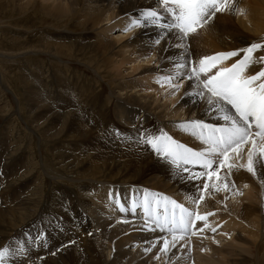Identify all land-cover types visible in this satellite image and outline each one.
<instances>
[{"label":"bare ground","instance_id":"6f19581e","mask_svg":"<svg viewBox=\"0 0 264 264\" xmlns=\"http://www.w3.org/2000/svg\"><path fill=\"white\" fill-rule=\"evenodd\" d=\"M52 1L51 4H44L42 7L44 14L54 20L61 19V22H70L68 19V21L62 20L75 17L82 26V32L79 37H72L70 31L65 29L63 38L70 40V46L66 43L69 47L64 44L54 45L53 49L49 50L45 47L44 52L49 53L55 60H59L60 57L79 58L82 50L78 48L81 47L87 51V64L96 68V65L91 64L95 60L99 61L102 67H107L108 70L104 75L107 74L112 82L109 80L111 83H107V93L104 87L96 86L94 90L88 88L86 100H80L66 93L57 95L56 101L60 102L56 104L58 110L52 112L55 113L53 117L51 111L54 108L50 106L52 103L49 98L55 101L54 95L49 94V97L44 95L43 100L37 90L33 93L34 121L37 124L43 119L38 111L44 103V109L42 108L44 137L47 136L49 144L58 147L73 146L71 152L75 150L79 152L72 153L70 156L74 158L75 167L85 165V168H92L93 165L98 171L104 167L109 168V172L106 171L107 174L99 175L100 173L93 170L89 174L88 170L86 175L77 178L81 182L89 181H87L89 194L81 195L78 191L76 193L65 184L64 189L70 191L67 194H71L70 196L75 194L74 197L68 199L70 196L64 195V199L50 202L51 209L48 210L51 212L64 211L62 212L64 219L59 220L62 227L67 228H63L64 233L61 236L58 228H54L55 233L58 234L56 238L49 236L50 231H47L48 237H52V240L62 242L60 253L57 252L59 248L52 251L51 256H48L49 260L60 262L66 260L69 264H264V189L256 179L243 170L234 173L232 178L236 184L234 189L227 193L212 191L211 195H206L201 205L195 208L188 203L187 197L200 195L198 187L202 186V181L180 179L166 160L157 156L149 145L140 142L142 135H159L163 131L177 142L198 151L202 148L200 141L179 130L175 125L196 119L217 123L213 116L206 114V105L194 103L191 97L185 96L186 91H192L189 87L192 81L182 79L179 90L174 89L177 93L174 95L176 98L170 99L171 109L168 108L169 94H164L161 100L162 98L165 100L160 102L158 97L162 92V90L159 92L161 88L153 89L154 87L148 84V81L158 79V73L159 77H163L173 72L174 59L183 53V49L176 47L179 41L174 35H169L156 45L154 41L159 29L151 25L137 27V30L132 32V37L119 46L115 44V41L106 39L107 37L97 38V27L105 20L103 17L107 18L106 14H111L107 20L112 17L134 19L141 10L153 7L156 0ZM30 4L29 0L25 2L24 0H0L1 9L11 8V6L23 9ZM237 7L244 10L243 15L218 13L210 27L201 29L198 36L192 37L187 56L189 61L205 54L239 49L250 45L253 41H264V0H237ZM111 27L113 26L107 28ZM83 39L89 43L85 42L87 43L85 44ZM131 55H136L139 66L144 62L145 66L142 69L137 66L134 71L132 70L135 74L131 72L132 74L125 76L122 73L124 71L114 73L113 66H117L118 62L134 61L130 58ZM256 55H264V52ZM232 62L227 63L230 65ZM261 67L264 65H255L251 69L252 74L259 71ZM95 68L93 71L96 79L93 77L91 80L96 84L100 83L104 75ZM109 69L113 71L112 74L108 73ZM59 82L58 80L57 84L60 85ZM63 156L65 157L63 159H66L67 152ZM241 162L246 163V156ZM195 170L200 169L196 167ZM59 180L61 178L53 180L51 185L60 186ZM93 181L99 184L104 183V185H95ZM68 182L74 183V180ZM124 186H127L125 192L128 195L131 196L135 192L132 200L133 198L142 199L143 192L147 190L168 196L201 214L215 213L208 217L211 228L217 225L219 227L222 223L220 228L231 229L232 232L229 235H233L231 238L233 243L239 246L233 243L222 244L224 240L219 242L216 232L206 228L203 232L198 231L189 239L190 241L188 238L180 241L177 247L165 256L159 252L160 245L151 248L152 242L162 234L158 231L146 230L144 218L139 216L140 212L143 213L140 208L136 209V214H133L131 210L122 212L119 207L118 210L115 208L117 204L110 197V194L114 197L111 189ZM124 197L126 199V196ZM227 199L232 201L227 203ZM70 202L75 205L72 206L73 211L77 213L79 210L86 222L78 221L75 215L73 218L69 217V208L67 207L68 210H66L65 204ZM123 204L127 209V202L124 201ZM47 213L50 215V212ZM1 216L0 211V219ZM197 223H199L198 228L204 226L202 221ZM47 226L49 227V223ZM149 248L151 251L146 252L145 249ZM10 256V259L14 261L17 259L14 251ZM10 262L11 260L9 264H13Z\"/></svg>","mask_w":264,"mask_h":264},{"label":"rangeland","instance_id":"374dc122","mask_svg":"<svg viewBox=\"0 0 264 264\" xmlns=\"http://www.w3.org/2000/svg\"><path fill=\"white\" fill-rule=\"evenodd\" d=\"M29 1L31 4L23 9L13 6L11 8H0V211L2 212L0 219V249L8 247L10 250L7 264H9L10 260V263L13 264H69L66 260H63V262L53 261L49 260L50 258L48 257L51 256L52 251L58 248L57 252L59 254L62 247L61 241L52 240V237L56 238L58 235L55 233L54 228H58L60 236L64 233L63 228H67L65 226L62 227L59 220L64 219V213L62 214L64 211L59 212L55 210V212H51L48 210L49 208L51 209L50 202L64 199V195H71L67 194L70 193L68 189H64L63 185L65 184L72 191H78L81 195L89 194V181L81 182L77 178L82 177L84 174L86 175L88 170L89 174L92 170L93 172L100 173L99 175L107 174L109 168L104 167L98 171V169H94L93 165V169L85 168V165L75 167L74 158L70 156L72 153L77 154L79 152L77 150L71 152L73 146L58 147L49 144L47 136L45 135L44 137V110H42V108L44 109V103H42V107L38 111L43 116V119L37 124L34 121L35 107L33 93L37 90L43 100L44 95H54L55 101L51 97L49 98L52 103L50 106L52 109L54 108L51 111L52 113L58 110L56 104L60 101H56L57 95L66 93L80 100H86L88 99L86 94L88 88L94 90L96 86L104 87L107 93V83H111L112 79L108 78L107 74L104 75L105 71L107 72L108 70L107 67H102L103 65L95 60L96 64L95 61L94 63L91 61V65H96V68L94 67L95 70H98L101 75L107 77L102 76L103 79L100 80V83L96 84L91 80L93 77V79H96L93 71L94 68L87 64V51L81 47H76L82 50L80 59L76 57H60L59 60H55L52 59L53 57L49 53L44 52L45 47L49 50L53 49L54 45L64 44L68 46L69 44L70 46V40L63 38V31L67 29L66 31H70L72 37H79V34L82 32V26L75 17L62 20H70V22H61V19L54 20L49 15L44 14L42 7H44V4H51L52 0ZM48 1L49 3H47ZM224 13L221 14L223 15ZM109 15L111 14L108 13L105 16L109 18ZM107 18L103 17L104 21L99 24V28L97 27L96 33H98V39H102L103 37L105 39L107 37L106 39L109 38L111 42L115 41V44L119 46L127 41L128 38L130 39L132 32L137 30V27H134L125 31L133 18L119 19L112 17L109 20ZM110 26L113 27L108 29L107 27ZM83 41L84 43H89L86 39H83ZM135 56H130L134 61L128 63H125V61L120 62L123 65L118 62L117 66L119 67L114 65V73L124 71L122 73L126 76L132 74L131 72L137 66L142 69L145 66V62L139 66V60ZM82 63L84 64L82 65ZM110 70L108 73L112 74L113 71ZM133 74L135 73L133 72ZM158 74L157 78H160ZM154 79L148 81L149 86H153V89L161 88L159 92L162 90V95H159V101L164 94H169L167 96V100L169 99L168 108L171 109L170 99L176 98L174 95L177 92H175L174 88H170L167 85L161 87L156 83L157 79ZM58 80L60 81V85L57 84ZM181 80L179 83H181ZM93 85L95 86L93 87ZM164 100L165 98H162L160 102ZM54 114L52 113V117ZM65 152H67L68 160L67 158L63 159L65 158L63 156ZM99 165L101 166V164ZM64 170H68L69 172L66 173ZM45 173L46 175H44ZM57 178H61L58 181L61 187L57 184L51 185L52 181ZM73 180L74 183L68 182ZM92 183L95 185L99 184L96 181ZM103 185L104 183L99 184V186ZM124 187H114L113 189L110 187V189L114 197L117 194H122V198L119 196V199L123 203L124 201L127 202L128 206L135 192L130 196L125 192L127 186ZM74 195L72 194L68 199H71ZM124 196H126V199H124ZM121 201L120 203L123 204ZM231 201L232 199L226 200L227 203ZM72 206L74 207L75 205H72L71 202L65 204L66 210L69 208V217L72 216L73 218L75 215L79 219L78 221L86 222L83 220L84 217L80 214L81 212L78 210L75 213ZM115 208L118 210V206H115ZM47 212H50V215ZM72 212L74 213L73 215ZM139 216L144 218L141 212ZM48 223L49 227L47 226ZM197 225L199 226V223ZM220 226L222 227V223L219 224V227L218 225L217 227L214 226L217 229L215 235L219 242H221L220 240H224L221 242L222 244L233 243L231 239L233 235H229L232 230L221 229ZM48 230L50 231L49 236L52 237H48ZM40 236L43 239H40ZM193 236L195 235L190 234L186 239L188 238L189 240ZM70 240L72 241V239ZM235 244V246H239L237 243ZM13 251L17 256L15 261L10 259V254Z\"/></svg>","mask_w":264,"mask_h":264},{"label":"snow or ice","instance_id":"6c2138e0","mask_svg":"<svg viewBox=\"0 0 264 264\" xmlns=\"http://www.w3.org/2000/svg\"><path fill=\"white\" fill-rule=\"evenodd\" d=\"M224 12L244 14V10L237 7V0H156L153 7L141 10L125 29L149 25L159 29L156 45L174 35L179 41L176 47L183 49V53L174 59L173 72L158 78L156 83L178 91L181 79L192 81L189 85L192 91H186L185 96L191 97L194 103L206 105V114L217 120L216 124L196 119L175 125L200 141L202 148L198 151L163 131L140 138L142 144L149 145L172 166L180 179L202 181V186L198 187L200 195L187 197L195 208L212 191L227 193L234 189L233 175L241 170L249 173L264 189V67L255 74L251 72L255 65H264V55H256L264 52V41L205 54L191 61L187 59L192 37L210 27L217 14ZM229 61L233 62L229 65ZM245 156L246 163H242ZM196 167L200 170L196 171ZM110 197L122 212L131 210L136 214L137 208L142 209L146 230L162 234L152 242L151 248L160 245L159 252L165 256L190 234L211 228L208 217L215 215L213 212L201 214L168 196L147 190L142 199L133 198L127 209L120 203L118 194L115 197L110 194ZM197 221H202L204 226L197 228ZM211 231L215 232L216 228ZM9 251L8 247L0 249V264H7Z\"/></svg>","mask_w":264,"mask_h":264}]
</instances>
